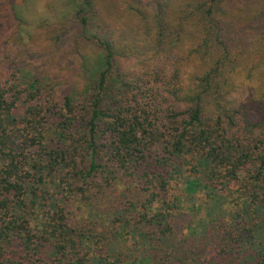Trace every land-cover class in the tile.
Instances as JSON below:
<instances>
[{
	"label": "trees",
	"instance_id": "1",
	"mask_svg": "<svg viewBox=\"0 0 264 264\" xmlns=\"http://www.w3.org/2000/svg\"><path fill=\"white\" fill-rule=\"evenodd\" d=\"M96 1L72 13L92 54L89 70L80 53L75 90L0 68V264H264V71L257 98L241 93L264 66V36L225 10L246 0H197L173 17L154 0L140 50L92 32ZM179 181L177 202L202 190L211 203L187 237L167 198ZM230 186L227 223L212 214ZM76 201L98 214L79 220ZM100 213L113 217L101 225Z\"/></svg>",
	"mask_w": 264,
	"mask_h": 264
},
{
	"label": "rangeland",
	"instance_id": "2",
	"mask_svg": "<svg viewBox=\"0 0 264 264\" xmlns=\"http://www.w3.org/2000/svg\"><path fill=\"white\" fill-rule=\"evenodd\" d=\"M156 1L161 2L168 16L173 17L180 5L193 4L197 0ZM79 2L80 0H0V68L4 70V67L14 61L31 75L38 73L44 75L42 82L47 86L48 91L55 90L58 94H65L75 90L77 77L83 73L80 53L86 55L85 59L91 60L87 69L90 70L92 63L90 47L84 42L79 43L75 40L77 38L72 24V13ZM95 8L98 12L95 21L97 27L92 31L93 33L112 35L122 48L131 42H136L140 50L139 48L146 44L143 40L144 26L151 24V13L157 9L154 0H97ZM136 9L147 15V25L142 24ZM225 10L233 24L247 26L251 21L248 30V32L252 31L250 38L264 36V0H246L241 3L236 1L227 4ZM9 12L12 13L14 21L8 19ZM252 19L255 22H252ZM258 58L259 53L255 51L247 56L244 61L246 71ZM263 71L264 66L258 69L259 73L256 70L251 72L252 77L248 80L247 87L241 90L243 98L252 100L258 97L260 82L256 78L261 77ZM185 72V75H190L194 70L190 67ZM262 93L264 94V90ZM182 185L180 181L170 183L167 198L178 205L179 209L174 213L178 218L177 226L180 228V233L187 237L192 234L195 221L210 220L205 218V213L207 205L211 206V203L202 190L189 196L188 199L182 197L181 201L177 202ZM234 188L225 187L220 191L222 197L220 209L212 214L216 213L215 217L218 215L219 220L227 223L232 222V214L237 208L234 205L236 200ZM158 203L157 201L156 205ZM74 208L77 209L78 219L83 222H90L98 214L96 207L88 205V202L76 201ZM101 208H105V205H101ZM112 217L113 215L106 216L100 213L96 222L102 225L106 219L110 220Z\"/></svg>",
	"mask_w": 264,
	"mask_h": 264
}]
</instances>
